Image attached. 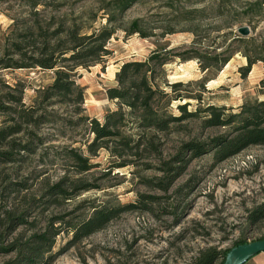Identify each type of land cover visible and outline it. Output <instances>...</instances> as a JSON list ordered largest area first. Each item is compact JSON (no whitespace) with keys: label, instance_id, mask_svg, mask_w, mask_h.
Masks as SVG:
<instances>
[{"label":"rangeland","instance_id":"obj_1","mask_svg":"<svg viewBox=\"0 0 264 264\" xmlns=\"http://www.w3.org/2000/svg\"><path fill=\"white\" fill-rule=\"evenodd\" d=\"M118 1L0 0V105L7 108L0 129L22 127L0 141V152L13 155L11 162L0 160V264L14 261L19 246L52 227L61 233L46 255L53 256L49 264H193L209 248L225 251L264 238V219L250 222L264 204V146L221 162L213 153L193 158L186 144H209L228 132L203 128V114L183 122L179 132L154 133L152 148V132L128 118L121 131L140 141L138 150L118 156L115 143L96 156L88 152L94 138L89 120L103 123L119 110L108 91L117 87L120 67L163 48L216 56L215 66L232 58L220 71H202L198 59L170 58L156 66L154 84L170 95L156 101L160 113L179 115L184 103L189 111L215 106L236 113L245 103L264 101V62L246 76L242 71L245 56L264 57V0H133L122 12L114 10ZM134 22L140 31L130 35ZM103 29L114 32L109 55L71 72L73 63L64 61L69 54L61 55L71 48L70 33L88 37ZM46 60L57 67L36 64ZM59 69L73 75L75 85L63 103L46 97ZM172 84H182L177 94ZM178 95L200 100H172ZM71 153L88 159L90 170L80 172ZM54 186L64 194H51ZM118 206L130 209L74 239L73 228L93 207ZM246 264H264V253Z\"/></svg>","mask_w":264,"mask_h":264},{"label":"trees","instance_id":"obj_2","mask_svg":"<svg viewBox=\"0 0 264 264\" xmlns=\"http://www.w3.org/2000/svg\"><path fill=\"white\" fill-rule=\"evenodd\" d=\"M132 1L119 0L114 10L122 12ZM139 31L137 22L132 23L129 34H136ZM113 34L114 32L107 29H103L97 35L94 34L88 37H79L77 32H71L69 35L71 48L61 53V55L69 54L70 57L64 58V61L73 63V67L70 69L71 72H74L79 67L86 68L101 63L104 57L109 55L106 46ZM191 47L195 48V44H192ZM193 50L196 52L197 49ZM191 54L196 55H190L189 53L181 55L174 53V49L167 50L163 48L155 51L146 61H134L123 64L116 74L117 87L111 88L108 91L109 99L118 102L119 110L107 114L103 123H100L96 119L89 120V131L93 134L94 138L88 144V152L96 156L100 150H110V145H114L115 143L118 144V147H115V151L112 152H115L118 156H122L123 151L120 150H138L141 147L140 141L133 139L132 136H124L121 131L128 118H136L139 128L152 132L150 135L151 141L147 143L148 148H152L154 145L152 140L154 136L152 135L154 133L179 132L183 122L199 119L201 114H203V128H226L228 132L225 135L213 138L209 144H197L193 142L186 144V149L193 158L207 153H213L214 159L221 162L236 156L250 147L264 146V101L245 103L239 107L236 113H228L224 107L215 106H208L205 109L198 107L194 111H189L190 103L177 106L179 115L160 113L158 109H155V104L158 99L170 98L168 93L160 90L154 84V71L156 66H164L169 62L170 58H178L182 62L198 59L201 62L202 71L210 69L220 71L232 58V56H228L221 61L220 66H215L214 61L217 60L216 56L208 57L207 55L199 56L197 53ZM245 57L247 59V66L242 69L245 72V76L251 72L252 67L257 62H264V57L257 60H253L249 56ZM36 64L49 70L57 67V64H49L47 60L39 61ZM11 66L7 65L6 68H12ZM28 67V65H15L14 68ZM72 76L63 69L57 70L55 72V81L47 89L46 97L48 99L59 98L61 103L67 102L69 96L75 90ZM181 86L182 84H172L169 85V88L172 90V93L177 94L178 88ZM184 99L200 100L199 98L182 97L179 95L172 100L184 101ZM123 108L128 109L129 112L125 113ZM6 109L0 105V113ZM22 115L27 119V114ZM20 127L17 125L0 129V141L8 140L19 134L21 132ZM9 145L11 147L14 146L12 142ZM71 156L80 172H87L92 167L88 159H84L74 153H71ZM12 157L11 152H0V160L11 162L13 160ZM61 190V186H54L50 193L57 194L62 192ZM62 194L64 193L62 192ZM129 209L130 207L122 206L112 208L93 207L94 211L92 215L73 228L74 239L78 240L92 235ZM263 219L264 204L252 213L250 222L255 223ZM60 233L59 229L52 227V230L49 229L45 233L34 235L25 245L18 247L16 259L8 264H49L53 256L46 257V255L51 252L55 244V239ZM240 244L244 243L238 242L234 247ZM229 250L217 251L216 249L209 248L202 251L193 264H223Z\"/></svg>","mask_w":264,"mask_h":264},{"label":"water","instance_id":"obj_3","mask_svg":"<svg viewBox=\"0 0 264 264\" xmlns=\"http://www.w3.org/2000/svg\"><path fill=\"white\" fill-rule=\"evenodd\" d=\"M239 33L244 37L248 36L249 29L242 28L239 30ZM261 253H264V239L252 243L240 244L229 250L223 264H246L253 257Z\"/></svg>","mask_w":264,"mask_h":264}]
</instances>
